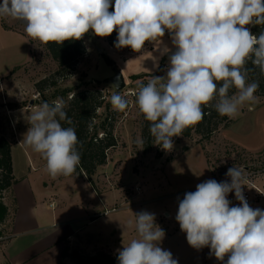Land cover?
Returning a JSON list of instances; mask_svg holds the SVG:
<instances>
[{
  "label": "clouds",
  "instance_id": "clouds-1",
  "mask_svg": "<svg viewBox=\"0 0 264 264\" xmlns=\"http://www.w3.org/2000/svg\"><path fill=\"white\" fill-rule=\"evenodd\" d=\"M0 17L24 22L27 36L43 44L114 31L117 49L139 52L146 42L159 41L161 57L168 56L166 74L140 83L135 103L149 122L152 142L166 152L174 148L173 137L204 119L206 107L232 119L258 100L260 84L250 74L258 69L264 75V30L257 36L245 26H264V0H2ZM166 32L175 51L160 47ZM5 87L0 84V91ZM110 103L124 112L129 102L117 92ZM61 122L73 125L63 99L43 102L27 116L23 139L46 161L53 179L72 175L81 161L75 126ZM136 143L142 149L146 141ZM225 175L230 179H209L186 192L175 219L192 248L208 247L223 264H264V209L247 202L243 169L230 167ZM231 192L239 205L231 206ZM134 216L125 227L138 238L117 250L118 264H178L160 246L166 233L155 214L142 210Z\"/></svg>",
  "mask_w": 264,
  "mask_h": 264
},
{
  "label": "rangeland",
  "instance_id": "rangeland-1",
  "mask_svg": "<svg viewBox=\"0 0 264 264\" xmlns=\"http://www.w3.org/2000/svg\"><path fill=\"white\" fill-rule=\"evenodd\" d=\"M24 27L22 21L0 17V72L4 74L9 70L10 78L16 76L23 85L22 92L27 93L31 88L34 89L37 82L51 78L57 71V65L43 43L28 37ZM247 27L250 28L251 25ZM83 39L86 53L68 78L59 80L58 87L46 92L47 98H62L65 101L60 96L64 90L75 89V92H79L80 87V90L86 87L98 88L106 95V103L110 104V109L103 107L98 111L99 124L107 113L114 112L110 97L117 92L110 80L116 68L126 81V88L119 94L129 103L122 115L115 118L114 135L118 146L108 152L107 163L99 167L93 177L96 197L94 193L91 196L87 189L93 186L83 180L74 179V183L70 179H60L62 182L58 183L61 185L56 184L53 190L62 191L67 200L76 194L82 197L86 206H90V214L97 213L100 220L94 225H89V222L81 218H59L58 222L70 219L73 231L78 230L81 237L86 242L89 241L91 248L96 246L98 249H109L118 254V249L138 238L134 228L125 227L128 220H134L135 213L147 210L155 214V222L166 233L160 246L169 250L173 258L178 260V264H223L209 255L208 247L201 250L192 248L175 216L179 200L183 199L186 192H194L197 184L209 179L218 182L229 180L225 174L230 167L241 168L244 172H258L256 184L264 191V97L257 96L258 100L254 104L246 103L235 118H229L227 125H221L208 138L197 134L190 138L182 135L173 137L174 148L170 152L164 151L153 142L150 149H145V145L140 149L136 140L142 137L143 120L135 103L138 85L147 83L152 75L160 72L165 75L168 56L161 57L159 41L155 44L148 42L141 51L129 53L124 49L110 47L106 37H98L91 32ZM162 41L160 47L167 45L175 51L167 32ZM37 102L41 104L39 94ZM9 103L3 99L4 109ZM27 103L28 101H24L23 105L26 106ZM7 120L11 125L8 117ZM3 123L0 119L2 128ZM72 175L82 176L77 169ZM136 187L141 188L139 193L135 191ZM231 194L232 192L228 197ZM253 208L264 209V201ZM57 226L56 224L55 227ZM0 234L2 239V225ZM73 251L84 254L79 247L70 248L69 253ZM65 264L75 263L67 256Z\"/></svg>",
  "mask_w": 264,
  "mask_h": 264
},
{
  "label": "crops",
  "instance_id": "crops-1",
  "mask_svg": "<svg viewBox=\"0 0 264 264\" xmlns=\"http://www.w3.org/2000/svg\"><path fill=\"white\" fill-rule=\"evenodd\" d=\"M9 73V70L4 74L0 72V84L6 86L0 91V119L4 122L3 128L0 125V137L3 132L11 143L16 181L2 197L7 215L2 224L4 237L0 239V264H65L63 252L67 248L70 250L78 247L90 256L100 251L115 254L109 249H98L96 246L91 248L89 241L86 242L78 230L73 231L70 219L58 222L59 218H81L89 222V225H94L100 218L97 213L90 214V206H86L83 198L77 194L67 200L62 191H53L56 184L61 185L58 183L62 182L60 179H70L74 183V179L88 181L84 175L58 176L53 181L45 171L46 161L25 146L23 139L30 126L27 116L40 105L37 102L38 93L35 88L27 93L22 92L23 85L16 76L10 78ZM3 99L6 103L10 102L5 109ZM24 101H28L26 106L23 105ZM87 189L94 196L95 188L89 186ZM95 248L97 251H94Z\"/></svg>",
  "mask_w": 264,
  "mask_h": 264
},
{
  "label": "trees",
  "instance_id": "trees-1",
  "mask_svg": "<svg viewBox=\"0 0 264 264\" xmlns=\"http://www.w3.org/2000/svg\"><path fill=\"white\" fill-rule=\"evenodd\" d=\"M112 9H110L111 11ZM247 27V25L245 26ZM252 34L259 35L264 30V26L256 25L250 27ZM117 32L114 31L110 36L106 37L110 47L117 49L114 46L116 41ZM148 42L145 43L146 47ZM49 52L51 58L57 65V71L51 78H45L34 85L35 90L40 96L41 104L43 102L52 103L55 100H50L46 96L48 90L58 87L59 80H64L71 75L80 59L86 53L84 39L79 41H65L62 45L56 43L43 44ZM129 53H136L130 47L120 48ZM109 64L111 61L107 60ZM166 61V58L164 59ZM251 66V65H249ZM161 72L156 76H160ZM252 79L259 81L260 87L255 93L256 96L264 97V75H260L257 69L255 73L250 74ZM137 79V78H134ZM79 92L75 89H67L60 93L65 101V111L73 125H68L61 122L62 126L69 127L75 126L78 140V150L81 153V161L77 166V172L84 175L87 181L95 188L93 177L96 175L98 168L105 165L108 161V152L118 146L117 138L114 135V122L115 118L122 115V112H112L105 116V118L97 124L98 114L103 107L110 109V104L106 103L105 94L99 90L88 89L83 90L78 88ZM136 100V96H135ZM204 119L184 130L182 136L190 138L193 134H197L202 138H208L215 133L221 125H227L229 118L220 116L214 109L205 108ZM143 120L142 137L146 141L145 149H150L153 138L151 137L148 129L149 122L146 121L142 114ZM0 137V225L5 221L7 215V208L2 202L3 194L8 191L15 183L16 179L13 173L11 143L3 135ZM1 235V234H0ZM118 254H111L105 251H100L93 256L84 255L80 252L73 251L69 253L67 248L63 252V257L69 256L75 264H118Z\"/></svg>",
  "mask_w": 264,
  "mask_h": 264
},
{
  "label": "built area",
  "instance_id": "built-area-1",
  "mask_svg": "<svg viewBox=\"0 0 264 264\" xmlns=\"http://www.w3.org/2000/svg\"><path fill=\"white\" fill-rule=\"evenodd\" d=\"M128 94H133V92H128ZM106 99V95H105ZM246 178H247V185L243 187V192L245 198L251 207L258 205L260 202L264 201V191L256 184V179L258 177V172H249L248 170L245 171ZM250 177V179H249ZM136 192H140L141 188L136 187ZM228 199L232 202L231 205H239V201L235 199V193L233 192ZM51 206V204H50Z\"/></svg>",
  "mask_w": 264,
  "mask_h": 264
},
{
  "label": "water",
  "instance_id": "water-1",
  "mask_svg": "<svg viewBox=\"0 0 264 264\" xmlns=\"http://www.w3.org/2000/svg\"><path fill=\"white\" fill-rule=\"evenodd\" d=\"M110 83L112 85L118 83L119 89L114 87L115 91L118 93H120L126 88V81H125L124 75L116 68L114 69V76L111 78Z\"/></svg>",
  "mask_w": 264,
  "mask_h": 264
}]
</instances>
